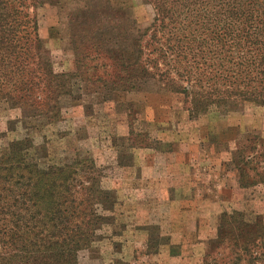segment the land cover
Returning a JSON list of instances; mask_svg holds the SVG:
<instances>
[{
  "label": "rangeland",
  "instance_id": "1",
  "mask_svg": "<svg viewBox=\"0 0 264 264\" xmlns=\"http://www.w3.org/2000/svg\"><path fill=\"white\" fill-rule=\"evenodd\" d=\"M106 1L44 0L35 9L56 73L76 71L73 29L92 31L86 21L97 13L126 20L120 30L127 31L128 64L139 36L151 54L155 6L109 0L103 8ZM104 27L111 41L106 50L89 42L92 80L79 81L75 96L61 99L60 118H32L33 109L0 101V159L12 142L29 138L41 165L82 157L103 171L111 202L99 208L104 221L79 264H231L242 252L232 235L249 234L229 233L224 214L264 218V107L238 100L193 115L190 98L156 81L113 90L123 73L108 20Z\"/></svg>",
  "mask_w": 264,
  "mask_h": 264
},
{
  "label": "trees",
  "instance_id": "2",
  "mask_svg": "<svg viewBox=\"0 0 264 264\" xmlns=\"http://www.w3.org/2000/svg\"><path fill=\"white\" fill-rule=\"evenodd\" d=\"M43 1L0 0V101L33 109L32 118L57 120L61 99L74 97L79 81L92 80L87 50L89 42L106 50L107 20L123 73L113 90L156 81L190 98L193 115L238 100L264 107V0H147L157 10L156 46L147 55L144 37L134 39L131 64L124 56L127 31L120 30L126 20L97 13L86 21L92 31L73 29L76 71L60 74L39 36L35 9ZM33 149L29 138L15 141L0 159V264H79L104 221L99 208L111 202L103 171L82 157L41 165ZM224 217L229 233L249 234L232 235L242 252L231 264H242L243 256L247 264H264V218L251 222L237 211Z\"/></svg>",
  "mask_w": 264,
  "mask_h": 264
}]
</instances>
